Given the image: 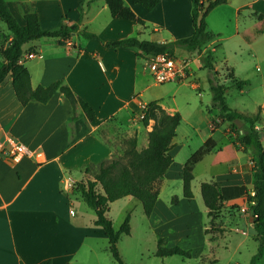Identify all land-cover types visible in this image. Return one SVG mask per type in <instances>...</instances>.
I'll use <instances>...</instances> for the list:
<instances>
[{"label": "crops", "instance_id": "0c3cea01", "mask_svg": "<svg viewBox=\"0 0 264 264\" xmlns=\"http://www.w3.org/2000/svg\"><path fill=\"white\" fill-rule=\"evenodd\" d=\"M79 1L5 0L19 24L25 23L24 14L31 11L36 14L43 29L69 27L67 36H44L26 42L24 52L40 47L42 53L31 58L20 57L19 62L27 68L33 88L61 80L94 109V117L87 118L79 103L72 106L60 92H55L47 102L31 100L22 105L13 90L10 73L0 81V264H35L46 258L51 259L52 264H103V258L107 252L110 253L107 235L101 226L94 223L93 209L88 211L81 207L80 212L73 209V213H70L74 205L70 195L81 197L73 189V184L97 173L102 160L119 159L127 138L136 137L138 150L147 145L153 120L143 125L142 121L134 119L133 114L138 111L137 101L147 103L157 100L168 113L177 111V107L164 102L162 94L148 93V89L157 83L149 79L151 75L146 67V54L134 47H108L105 41L128 36L168 41L187 36L193 31L191 13L190 23H187L184 31L175 32L174 18L171 21L174 0H159L151 10L132 0H123L144 21L143 24L132 19L112 17L104 0H81V6ZM257 1H243L235 6V11L246 4L254 5ZM255 12L260 11L251 13L256 18ZM169 21L172 27L167 26ZM258 21L261 30L264 23ZM148 22L153 25L152 36L145 34ZM160 25L167 27V34L161 33ZM207 27L211 30L208 24ZM82 28L95 33L97 38L80 37ZM1 32H6V29ZM64 39L72 42L69 52H66ZM220 40L221 37L215 36L201 51H211L216 69L214 52ZM246 42L255 59L264 61V55L255 48V37L246 38ZM141 60H144L142 65ZM233 74L229 85L235 79H246L236 77L234 70ZM244 86L239 89L240 92ZM145 93L146 99L143 100L140 97ZM259 106L261 119L255 127L260 131L264 145V101L257 108ZM222 123L213 125L210 121L209 133L200 135L199 144L189 150H186L188 135L178 137L177 125L169 149L172 161L161 177L159 193L150 214L143 212L144 217H141L142 233L145 237L150 236L155 244L153 254L157 240L163 238L167 246L189 250L190 257L184 258L194 259L197 264L210 263L216 260L213 253L214 247L220 243L219 238L229 229L226 226L228 220L252 226L249 210H241L242 206L248 207L246 195L252 189L250 150L239 142L229 124ZM8 138L25 144L33 154L17 160L7 157ZM206 140H210L211 147L195 163L193 179L197 166L204 163L202 171L198 167L202 172L199 188L202 181H214L222 195L223 207L214 219L219 229L216 228L214 233L205 232L209 224L208 209L203 200L196 197L193 179L192 197H184L182 188L174 193V200L170 194L167 197L161 195L168 185L181 182L182 187L185 161ZM38 158L41 162H37ZM132 198L135 197H121L124 200L119 208L121 217L124 218L129 211L130 204L140 203L136 198L137 201H132ZM108 211L106 214L111 218ZM128 213L129 233L121 234L117 241L124 264H128V255L132 253L127 250L125 258L121 243L128 244V241L122 239H132L134 236V225ZM235 230L241 231L238 226ZM244 234L237 246L247 238L249 232ZM211 236L213 240H210ZM143 250L141 246L134 248L138 255H143ZM263 255L264 249L260 258ZM174 256L158 257L162 260L161 264H170ZM231 261L232 258L228 263L240 264L237 260ZM107 264L117 262L113 259ZM178 264L188 263L179 259Z\"/></svg>", "mask_w": 264, "mask_h": 264}, {"label": "trees", "instance_id": "16d2710c", "mask_svg": "<svg viewBox=\"0 0 264 264\" xmlns=\"http://www.w3.org/2000/svg\"><path fill=\"white\" fill-rule=\"evenodd\" d=\"M104 1L112 17L132 19L140 24L144 23L123 0ZM158 1L132 0L133 3H139L147 10H151ZM225 1L191 0L190 13L193 31L187 36L168 41L128 36L105 41V45L108 47H134L146 55L157 54L171 47H179L187 53H199L216 36L214 32L208 29L206 16L213 7ZM79 6H81V0ZM254 14L258 20H262L264 23V13L255 12ZM0 20L6 26V32L0 33V35L6 36L0 48V81L7 73H10L13 90L18 101L22 105L31 100L47 102L55 92H60L72 106L79 103L87 118L92 119L94 109L80 97H77L68 85L61 80H55L48 85H37L33 88L30 84L27 68L19 62L24 53L26 42L44 36H67L69 27L65 25L57 29H43L39 25L36 14L31 11L24 14L25 23L19 24L5 0H0ZM80 34L86 38H97L95 33L86 28L80 29ZM202 63L207 69V82L211 92L210 108L218 110L217 118L212 120V124L217 125L221 122L229 124L230 128L235 131L239 142L250 150L253 162L252 190L254 194L247 193L246 202L249 212L253 216L251 224L257 241V249L248 264H256V260L262 255L264 249V145L261 142V133L255 127L256 122L261 119L260 106L253 113L231 107L225 98L226 89L230 86L241 89L248 83V80L235 79L230 86H224L221 83V77L224 74V78L228 81L233 79V69L224 67V72L221 75V72L215 68L214 57L210 50L204 51ZM150 120H153V124L148 131V142L145 147L138 150L136 137L127 138L125 148L119 159L102 160L97 173L73 184V189L79 192L84 202L95 211L94 223L101 226L107 235L108 249L117 264H124L118 252L117 241L121 234L129 233V213H126L119 227L115 229L112 220L106 214L109 203L130 195L140 201L146 215L150 214L159 193L161 177L172 161L169 149L176 134V127L181 121V114L178 111L168 113L157 100H151L147 102V109L141 121L143 125H148ZM210 143V140H206L184 163L182 172V194L184 197L193 196L191 189L193 167L202 155L210 150ZM200 194L208 209V223L214 228V219L218 217V213L223 207L222 195L214 181H202ZM172 199H176V196L174 195ZM208 228L205 229L206 233L210 231ZM213 239L211 236L210 240ZM154 254L156 256L180 255L190 257L189 250L179 246H167L163 238L157 240V248ZM35 264H52V262L51 259L46 258Z\"/></svg>", "mask_w": 264, "mask_h": 264}, {"label": "rangeland", "instance_id": "374dc122", "mask_svg": "<svg viewBox=\"0 0 264 264\" xmlns=\"http://www.w3.org/2000/svg\"><path fill=\"white\" fill-rule=\"evenodd\" d=\"M168 1V0H166ZM243 1L248 2L249 0H228L226 3H221L216 7H213L206 16V22L209 28L215 33L216 36L221 37L220 43L216 46L214 55L216 57L217 69L223 74L224 66L231 67L236 77L246 78L248 84L244 86L240 92L239 89L231 87L229 81L221 77V83L224 86H230L226 93V101L231 107H236L245 111H255L257 106L264 101V61L261 59H255L253 56L252 49L247 46L246 38L255 37V48L259 53L264 55V24L262 29L259 30V21L252 16L254 10H258L264 13L263 0L255 2L254 5L246 4L239 11H235V6L241 4ZM191 0H174V6H172V17L171 21L174 22L177 27L175 32H183L184 27L187 23H190V3ZM167 3V2H165ZM253 8V10H250ZM236 12V13H235ZM162 15V14H161ZM235 23H237V30H235ZM95 24V22H93ZM167 26L172 24L169 21ZM170 24V25H169ZM158 26V25H157ZM160 31L163 34L168 33L167 27L160 25ZM6 26L2 20H0V30H5ZM152 23H147L146 35L152 36ZM174 30V29H173ZM80 37H84L80 34ZM6 36L0 35V48L5 41ZM171 53L176 57L188 56L194 53H187L179 47L169 48ZM196 54V53H195ZM204 52L197 59V63L194 62L193 75L187 78L183 82L168 81L163 83H157L152 85L148 89L149 94H162L164 102L170 103L177 107V111L182 116V120L178 125V137L188 135L186 150L197 146L200 141V135L205 136L209 133V122L217 118L218 110L210 108L211 92L207 82V69L202 63V56ZM260 56V54H259ZM144 60H141V65ZM199 64L200 67L196 65ZM149 78V76H147ZM153 81L152 77H150ZM156 83V82H155ZM192 83H199V87H195ZM146 93L142 95L141 99H146ZM135 120L140 121L136 113L133 114ZM222 124H226L223 122ZM221 125V124H220ZM195 128V130H193ZM195 131V132H194ZM201 163L197 166L196 175L192 181L193 188L196 191V197L202 201L199 188L200 174L202 172ZM198 167L199 168L198 170ZM181 182L174 184V186H166L162 192L163 197L174 196V193L181 191ZM74 201L72 210L75 209L80 212L81 207H85L88 211H93L84 200L77 194L70 195ZM124 199V198H123ZM123 199H118L110 204L108 215L111 217L112 225L117 229L120 223L123 221L119 208L124 202ZM132 201H137L132 198ZM129 211L131 215V223L134 225V236L132 239L123 238V241H128L124 244L121 243L124 256L126 258V252L129 250L132 254L128 255V264H161L162 260L160 257L153 254L155 249L154 241L150 236H146L142 233V218L144 214L140 203L137 201L136 205L130 204ZM93 213V212H92ZM146 215V214H145ZM216 223V222H215ZM227 225L229 229H226L223 235L219 238V245L214 247V256L216 258L213 262H200L201 264H231L228 260L235 262L237 260L240 264H248L252 254L256 252L257 242L254 239V230L250 224H245L241 221L228 220ZM238 226L241 231H236L235 227ZM209 232L214 233L216 228L219 229L217 224H214L212 228L208 224ZM211 227V228H210ZM243 231V232H242ZM249 232L247 238L242 241L238 246V242L245 235L244 233ZM146 238V239H145ZM143 247V255L135 253V247ZM237 246V248H236ZM106 253V252H105ZM107 256L103 258V264H107L113 261L111 253L107 252ZM171 258L170 264H178L179 259L186 261L188 264H197L194 259L184 258L180 255ZM260 258V257H259ZM257 264H264V255L256 260Z\"/></svg>", "mask_w": 264, "mask_h": 264}, {"label": "built area", "instance_id": "2783aa9c", "mask_svg": "<svg viewBox=\"0 0 264 264\" xmlns=\"http://www.w3.org/2000/svg\"><path fill=\"white\" fill-rule=\"evenodd\" d=\"M65 40V49L66 52H69L72 48V42H70L69 39ZM42 53V48L37 47L35 49H31L28 51H25L21 58H31L36 55H39ZM202 52L190 54L188 56H181L176 57L171 53V51L165 50L163 52L157 53V54H150L146 55L145 62L148 72L150 73L152 79L156 83H163L168 81H175V82H183L187 78L193 75L194 71V62L197 63V59L200 58V55ZM197 67H200L199 64L196 65ZM195 87H199V83H192ZM138 107L137 116L139 118H142L146 109H147V103L143 101H137L136 103ZM8 142V148L6 150L7 157L17 160L22 156H30L32 151L23 143L12 140L10 138L7 139ZM37 162H41V159L38 158ZM250 195L254 194V191L251 189L249 192ZM248 205V204H247ZM248 207L242 206L241 210L246 211ZM249 210V209H248ZM70 213H73V210L70 209ZM255 215V214H254ZM253 218V216L251 215ZM238 230V229H237Z\"/></svg>", "mask_w": 264, "mask_h": 264}, {"label": "water", "instance_id": "95a60500", "mask_svg": "<svg viewBox=\"0 0 264 264\" xmlns=\"http://www.w3.org/2000/svg\"><path fill=\"white\" fill-rule=\"evenodd\" d=\"M250 219L252 220V217H250Z\"/></svg>", "mask_w": 264, "mask_h": 264}]
</instances>
